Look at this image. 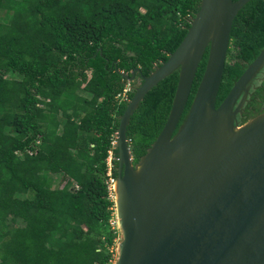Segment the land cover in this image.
I'll use <instances>...</instances> for the list:
<instances>
[{"label":"trees","instance_id":"16d2710c","mask_svg":"<svg viewBox=\"0 0 264 264\" xmlns=\"http://www.w3.org/2000/svg\"><path fill=\"white\" fill-rule=\"evenodd\" d=\"M200 4L0 0V264L115 260L120 234L110 225L115 206L106 159L127 107L116 99L127 81L123 74L136 71L141 85L182 43ZM263 48L264 0H251L232 25L216 107ZM179 73L151 89L131 117L127 138L134 164L166 124ZM260 78L238 117L242 124L264 112ZM59 176L64 185L55 183Z\"/></svg>","mask_w":264,"mask_h":264},{"label":"water","instance_id":"95a60500","mask_svg":"<svg viewBox=\"0 0 264 264\" xmlns=\"http://www.w3.org/2000/svg\"><path fill=\"white\" fill-rule=\"evenodd\" d=\"M250 1L201 0L179 47L134 89L116 136L114 264H264V112L238 119L264 75V48L216 107L232 25ZM207 49L203 78L178 128ZM178 69L166 124L134 164L131 117ZM123 75L136 79V71Z\"/></svg>","mask_w":264,"mask_h":264},{"label":"built area","instance_id":"2783aa9c","mask_svg":"<svg viewBox=\"0 0 264 264\" xmlns=\"http://www.w3.org/2000/svg\"><path fill=\"white\" fill-rule=\"evenodd\" d=\"M134 90V82L126 81L123 90L117 95L116 99L119 105L128 104L131 101V93ZM117 136V134H116ZM114 137L111 142V149L108 151V156L106 159V185L108 189L109 199L114 203V213L112 215V218L110 219V225L113 228L118 227V219L116 216V182H117V175H115V162L117 155L115 154V150L117 149V137ZM76 189H78V185H74ZM113 260L110 264H114Z\"/></svg>","mask_w":264,"mask_h":264},{"label":"rangeland","instance_id":"374dc122","mask_svg":"<svg viewBox=\"0 0 264 264\" xmlns=\"http://www.w3.org/2000/svg\"><path fill=\"white\" fill-rule=\"evenodd\" d=\"M135 84H136V87H138L139 85H140V81L139 80H137L136 82H135ZM55 183L57 184H63L64 185V183H62V178L59 176V177H57V179H56V181H55ZM119 242V241H118ZM117 251V249H115V252ZM116 257H117V252H116V254H115V259H116Z\"/></svg>","mask_w":264,"mask_h":264},{"label":"flooded vegetation","instance_id":"af4514ba","mask_svg":"<svg viewBox=\"0 0 264 264\" xmlns=\"http://www.w3.org/2000/svg\"><path fill=\"white\" fill-rule=\"evenodd\" d=\"M137 80H135L134 82H136Z\"/></svg>","mask_w":264,"mask_h":264}]
</instances>
